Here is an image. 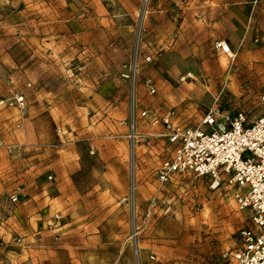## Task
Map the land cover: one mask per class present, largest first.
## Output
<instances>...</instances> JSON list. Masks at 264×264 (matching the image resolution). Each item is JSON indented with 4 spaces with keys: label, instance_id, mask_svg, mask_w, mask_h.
Segmentation results:
<instances>
[{
    "label": "rangeland",
    "instance_id": "374dc122",
    "mask_svg": "<svg viewBox=\"0 0 264 264\" xmlns=\"http://www.w3.org/2000/svg\"><path fill=\"white\" fill-rule=\"evenodd\" d=\"M193 3L176 0L170 31L151 29L164 41L157 47L143 22L153 25L159 0H0V96L26 99L25 115L0 111V264H224L239 247L248 210L189 173L161 186L156 172L171 149L139 118L145 109H171L192 126L213 105L250 120L264 112V42L243 56L241 39L234 61L221 56L214 45L222 32L212 37L184 22ZM256 7L264 13V3ZM133 59L134 107L121 77ZM131 118L135 137H120L128 129L116 124ZM71 149L75 207L38 208L35 223L25 214L14 219L22 203L30 209L32 196L52 186L53 161ZM113 153L123 162L108 170ZM17 189L23 198L11 203Z\"/></svg>",
    "mask_w": 264,
    "mask_h": 264
},
{
    "label": "built area",
    "instance_id": "2783aa9c",
    "mask_svg": "<svg viewBox=\"0 0 264 264\" xmlns=\"http://www.w3.org/2000/svg\"><path fill=\"white\" fill-rule=\"evenodd\" d=\"M143 2L148 4L149 0ZM214 47L221 56L231 61L236 58L228 43L219 41ZM150 61L151 57H146L145 62ZM137 69V60L133 59L121 71L122 79L131 87L132 107ZM147 92L155 94L152 83H147ZM258 100L264 105V93ZM25 108L23 93L0 97V111L13 109L23 113ZM139 118L152 132L160 129L159 136L171 149L156 172L161 186L167 185L175 174L189 173L208 180L211 190L227 194L237 210H248L250 227L241 231L239 247L224 264H264V112L250 120L243 111L230 107L221 110L213 105L192 126L182 125L171 109L162 115L145 109ZM118 126L128 129L129 139L135 137L132 118L119 121ZM10 202H18L17 193L10 196ZM59 219L56 215L55 220Z\"/></svg>",
    "mask_w": 264,
    "mask_h": 264
},
{
    "label": "crops",
    "instance_id": "0c3cea01",
    "mask_svg": "<svg viewBox=\"0 0 264 264\" xmlns=\"http://www.w3.org/2000/svg\"><path fill=\"white\" fill-rule=\"evenodd\" d=\"M159 2H164V5L163 8L159 7V9L153 11L154 13L152 17L155 19V21L152 22L153 25L150 23V19L143 22L148 35L150 34L151 29L156 32H167L172 29L173 25H175L176 13L174 12V4L176 0H159ZM193 2L192 6L189 5L184 9L183 17L185 23L192 22V25L198 33L206 32L214 37L218 31L222 32V34L225 35L222 41L228 43L233 51L238 47L240 40H244L240 48L243 56H247V54L250 53L249 50L254 47L253 44L259 40L260 42H264V20H262L264 17L261 19L260 16H256V14H262V16H264V13L255 12V9H258L256 5L264 3V0H222L221 7H218L220 4L216 0H211V2L210 0H193ZM160 5L162 6V3ZM169 6H171V8ZM261 12H264V9H262ZM253 16L255 17L254 23H252ZM259 17L261 20L258 19ZM255 19L259 20L258 25H256ZM147 42L148 44L152 43L153 46L156 45L157 47L164 43L160 36L150 37V35ZM24 111L22 113L23 115H25L26 112ZM15 112L20 115L16 110ZM116 126L118 131H121V128L125 129L117 124ZM121 134L120 137L128 139L123 132ZM115 137L119 136L116 135ZM74 153V150L71 149V152L69 153L62 151L59 154V157L53 161L55 163L51 165L54 172L52 173V179L54 181L52 186L43 188L41 190V196H32L31 199L34 202L30 203V209L27 210V202L22 203V207H19L20 212L16 217H13L14 219H20V214H25L26 217L30 218V222L35 223L34 221H37L38 219L36 215L38 208L49 206V208L52 209L61 206L71 209L72 207H75V204L77 203L76 201L79 199V192L74 182L79 167L76 162L77 156L72 155ZM105 160L111 161L108 167L109 170L114 165L118 166L119 164H122L123 157H119L118 154L113 153L111 157H108ZM97 190L98 196H103L102 198L104 201L108 200V198H110L109 200L111 201L113 200V198L106 194L108 193V190H106L104 194L101 190ZM94 191L95 190H93V192ZM19 192L20 189H17L16 191H13L10 196L17 193L18 200H21L23 195ZM28 202H30V200Z\"/></svg>",
    "mask_w": 264,
    "mask_h": 264
}]
</instances>
